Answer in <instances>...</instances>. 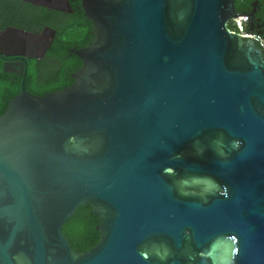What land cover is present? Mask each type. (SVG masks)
<instances>
[{
	"label": "water",
	"instance_id": "95a60500",
	"mask_svg": "<svg viewBox=\"0 0 264 264\" xmlns=\"http://www.w3.org/2000/svg\"><path fill=\"white\" fill-rule=\"evenodd\" d=\"M235 1L83 0L73 84L0 115V264H264V48Z\"/></svg>",
	"mask_w": 264,
	"mask_h": 264
},
{
	"label": "flooded vegetation",
	"instance_id": "af4514ba",
	"mask_svg": "<svg viewBox=\"0 0 264 264\" xmlns=\"http://www.w3.org/2000/svg\"><path fill=\"white\" fill-rule=\"evenodd\" d=\"M259 9L256 0L244 11L249 16L243 24L246 32L264 36ZM236 22L232 20L228 25ZM70 27L76 34H70ZM239 33L244 35L240 30ZM95 37L83 0H0V95L8 96L9 102L20 93L22 85L29 91L31 73L47 87L62 84L70 54L76 55L77 49ZM48 63L51 70L44 75ZM16 89L18 92L13 94ZM197 182L186 184V191L200 192L211 187L206 180Z\"/></svg>",
	"mask_w": 264,
	"mask_h": 264
},
{
	"label": "trees",
	"instance_id": "16d2710c",
	"mask_svg": "<svg viewBox=\"0 0 264 264\" xmlns=\"http://www.w3.org/2000/svg\"><path fill=\"white\" fill-rule=\"evenodd\" d=\"M256 0H236L235 9L237 12L244 14V11L252 6V3ZM260 4V9L257 15L264 20V0H257ZM243 12V13H242ZM228 27L231 30L239 32V28L236 23H230ZM71 28V27H70ZM71 34H76L75 28L70 29ZM71 36V35H70ZM264 38V36H261ZM264 52V50H263ZM51 64H46L44 69V75H47L48 71L51 70ZM81 61L78 56L71 55L68 57L67 71L64 72V82L57 86L47 87L48 85H42L43 82L37 80L33 73L32 85L27 86L29 91L37 96L44 95L49 91H57L73 84L74 79L71 74L81 67ZM46 73V74H45ZM47 87V88H46ZM18 92V89L13 91V94ZM8 104V96L0 95V115L5 111ZM92 206L89 204L80 205L72 217H70L62 226V232L68 239L72 246V249L81 253L91 249L100 239V233L97 229V225L100 219L97 215L91 213Z\"/></svg>",
	"mask_w": 264,
	"mask_h": 264
},
{
	"label": "built area",
	"instance_id": "2783aa9c",
	"mask_svg": "<svg viewBox=\"0 0 264 264\" xmlns=\"http://www.w3.org/2000/svg\"><path fill=\"white\" fill-rule=\"evenodd\" d=\"M247 17L245 15H242L238 17L236 20L245 21ZM250 37H253L255 40L258 41V43L264 48V38L255 34L249 35Z\"/></svg>",
	"mask_w": 264,
	"mask_h": 264
},
{
	"label": "rangeland",
	"instance_id": "374dc122",
	"mask_svg": "<svg viewBox=\"0 0 264 264\" xmlns=\"http://www.w3.org/2000/svg\"><path fill=\"white\" fill-rule=\"evenodd\" d=\"M247 20V19H246ZM245 20V21H246ZM237 26L239 27V30L242 31L244 33L245 36H249L252 33L251 32H246L245 30V25L243 24V21L237 20ZM71 34V33H70ZM250 37V36H249Z\"/></svg>",
	"mask_w": 264,
	"mask_h": 264
}]
</instances>
